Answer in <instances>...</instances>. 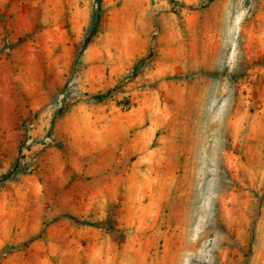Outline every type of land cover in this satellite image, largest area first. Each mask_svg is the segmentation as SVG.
<instances>
[{
	"label": "rangeland",
	"instance_id": "374dc122",
	"mask_svg": "<svg viewBox=\"0 0 264 264\" xmlns=\"http://www.w3.org/2000/svg\"><path fill=\"white\" fill-rule=\"evenodd\" d=\"M0 264H264V0H0Z\"/></svg>",
	"mask_w": 264,
	"mask_h": 264
},
{
	"label": "trees",
	"instance_id": "16d2710c",
	"mask_svg": "<svg viewBox=\"0 0 264 264\" xmlns=\"http://www.w3.org/2000/svg\"><path fill=\"white\" fill-rule=\"evenodd\" d=\"M106 95H107L106 93L105 94H96V95H93L90 97L97 100V101H102L106 97ZM17 167L18 166L15 165L11 168V170H9L5 174H3L1 176V180L12 179L17 174Z\"/></svg>",
	"mask_w": 264,
	"mask_h": 264
}]
</instances>
